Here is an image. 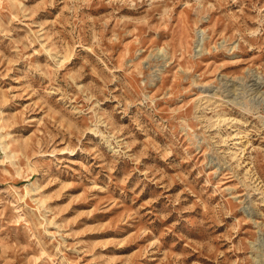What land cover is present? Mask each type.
Wrapping results in <instances>:
<instances>
[{
    "label": "rangeland",
    "instance_id": "rangeland-1",
    "mask_svg": "<svg viewBox=\"0 0 264 264\" xmlns=\"http://www.w3.org/2000/svg\"><path fill=\"white\" fill-rule=\"evenodd\" d=\"M0 264H264V0H0Z\"/></svg>",
    "mask_w": 264,
    "mask_h": 264
}]
</instances>
